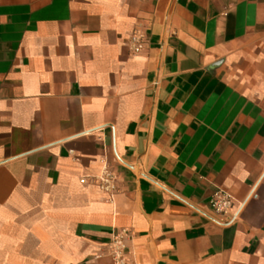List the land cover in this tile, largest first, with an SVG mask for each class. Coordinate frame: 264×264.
I'll return each mask as SVG.
<instances>
[{
    "label": "crops",
    "instance_id": "crops-1",
    "mask_svg": "<svg viewBox=\"0 0 264 264\" xmlns=\"http://www.w3.org/2000/svg\"><path fill=\"white\" fill-rule=\"evenodd\" d=\"M118 249L264 264V0H0V264Z\"/></svg>",
    "mask_w": 264,
    "mask_h": 264
},
{
    "label": "built area",
    "instance_id": "built-area-1",
    "mask_svg": "<svg viewBox=\"0 0 264 264\" xmlns=\"http://www.w3.org/2000/svg\"><path fill=\"white\" fill-rule=\"evenodd\" d=\"M135 52H139L143 49L145 38L141 34H135L132 37ZM245 206V201L238 200L235 196L224 189H218L214 192L209 208L210 213L197 209L204 216L210 218L214 222L222 225H229L234 223L240 218L241 212ZM123 235L126 237L130 236V232H124ZM120 234L122 239L124 236ZM115 264H127V260L121 253V249H118V253L115 254Z\"/></svg>",
    "mask_w": 264,
    "mask_h": 264
}]
</instances>
